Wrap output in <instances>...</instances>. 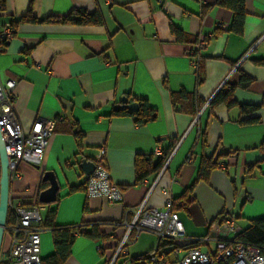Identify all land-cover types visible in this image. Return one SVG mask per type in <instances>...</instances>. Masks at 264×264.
<instances>
[{
	"label": "crops",
	"instance_id": "0c3cea01",
	"mask_svg": "<svg viewBox=\"0 0 264 264\" xmlns=\"http://www.w3.org/2000/svg\"><path fill=\"white\" fill-rule=\"evenodd\" d=\"M215 2L4 0L2 25L18 20L29 8L37 19L82 9L98 11L103 20L102 26L19 24L0 52V81L15 83L13 109L22 130L27 132L38 120L56 121L41 164L20 163L21 178L9 183V202L30 207L43 173L51 171L58 184L57 202L40 211L42 221L53 210L55 225L82 232L95 227L102 235L94 240L76 236L64 264H107L125 231L114 224L142 203L146 209L161 207L162 189L175 204L185 202V208L175 211L189 237L211 235L222 213L241 230L264 217V65L255 63L264 60V0H243L246 14L239 36L228 32L231 11ZM170 25L184 34L185 42L175 41ZM199 40L206 44L193 67L187 50ZM242 73L251 82L237 88L233 98L257 110L241 115L237 106H210L220 89L238 84ZM179 92L193 101L173 105L172 95ZM123 97L145 100L156 119L142 126L130 116L111 117ZM171 141L176 142L172 151ZM163 153L168 157L162 168L135 184V157L151 156L155 162ZM214 153L222 154L223 170L217 167L207 181H195L201 160ZM101 154L120 190L118 204L87 198L84 187L69 193L70 187L85 183L78 167L81 159L94 163ZM247 166L252 167L248 173ZM130 240L120 257L144 255L157 242L146 232L132 233ZM7 242L3 233V249ZM52 252L51 232L40 229L41 260Z\"/></svg>",
	"mask_w": 264,
	"mask_h": 264
},
{
	"label": "built area",
	"instance_id": "2783aa9c",
	"mask_svg": "<svg viewBox=\"0 0 264 264\" xmlns=\"http://www.w3.org/2000/svg\"><path fill=\"white\" fill-rule=\"evenodd\" d=\"M224 29V27L222 26ZM13 37L9 25L0 24V39L9 42ZM202 40L193 44L187 56L193 67L197 66L198 51L205 46ZM15 83L0 81V131L4 140V149L8 159V181L21 178L20 163L38 167L43 159L48 138L53 133L55 122L36 121L27 132H24L13 109V89ZM157 148L155 154H159ZM102 154L95 160V168L85 177V196L87 198L104 199L108 204H118L122 200L119 188L111 181L103 161ZM223 170V165L218 164ZM165 195L161 207L146 209L144 203L134 210L125 212L123 221L114 226L123 225L124 235L113 257L107 264H115L124 246L131 242V234L137 236L141 232L152 234L156 238L153 252L134 264H264V249L244 244L237 239L241 229L235 219L226 218L215 222L211 235L205 237H189L185 234L181 221L174 207L185 208V202L177 204L172 200L169 191L162 189ZM45 206L23 207L8 204L11 224L7 231V246L1 248L0 260L8 264H40V228L42 221L40 211ZM131 213L128 222L127 216ZM171 243L163 249L160 245ZM199 243L200 247H189L181 250L179 246ZM168 248V251L165 249Z\"/></svg>",
	"mask_w": 264,
	"mask_h": 264
},
{
	"label": "trees",
	"instance_id": "16d2710c",
	"mask_svg": "<svg viewBox=\"0 0 264 264\" xmlns=\"http://www.w3.org/2000/svg\"><path fill=\"white\" fill-rule=\"evenodd\" d=\"M215 6L225 8L231 11L232 19H231V24L228 28V32L234 35H238V36L242 35L243 22H244L245 14H246L243 0H216ZM4 11H5L4 0H0V14L3 13ZM19 24L102 26L103 20L98 11H95L93 13H88L82 9H74L64 16H48L42 19H37L32 14V10L29 8L27 13L24 16L20 17L18 20L16 21L11 20V23L9 24V26H10V29L12 30V34L15 33V30ZM220 31H216L215 33L218 35L220 34ZM170 32L174 36L176 42H185L184 34L172 25H170ZM6 47H7V42L0 39V52H3L6 49ZM187 51H189V49ZM199 52L200 50L198 51L197 64L199 61ZM255 63L264 65V60H259V61H256ZM250 82H251V79L242 73L240 75V79L237 85H229V86H225L222 89H220L216 93V95L212 98L209 105L214 106L218 104H225V106H227L228 108L237 106L241 115L256 111L257 110L256 107H251L245 104H239L233 98V93L237 88L245 89L249 85ZM182 99L193 101L192 96L184 94L183 92H179L177 94L172 95L173 105L180 107L179 103H180V100ZM125 103H136L138 105V111L136 113H130L122 105L121 108L113 109L110 113V116L111 117L130 116L134 118V122L136 124L142 125V126L156 119L157 114L155 110L150 108L145 100L135 99V98H132V99L126 98ZM190 114L194 115L193 112ZM257 121L258 119L245 120V121H240V122L241 123L242 122L253 123ZM55 127H56V121H55V125L53 128V133H54ZM73 134L75 135L78 142L80 143L81 137L80 135H78L79 133L76 132ZM202 139L204 141L205 133L202 134ZM175 144H176L175 141H171V151L174 148ZM260 149L264 152V142L260 146ZM221 156L222 154L214 153L210 158H207V159L203 158L199 165L195 181H198V180L207 181L210 173L218 167L219 158ZM167 157H168V154L163 153V155H161L154 162L151 156H141V155L136 156L133 162L135 184L138 182H141L148 175L158 172L162 168L163 164L166 162ZM251 168H252L251 166H247L245 169V172L247 173L250 172ZM82 187H84V191H85V185L79 186L77 188L70 187L69 193L80 190ZM191 187L189 188V191ZM46 188H47V183L41 181L39 185L38 193H40ZM41 205L42 204H40L37 199L31 206H41ZM42 206H48V205H42ZM176 208L177 207H174V210H176ZM54 217H55V211L48 210L45 219L41 221V223L39 224L40 229H47L51 232L52 246H53L52 254L44 258L43 260H41L40 264H64L66 260L68 259V257L70 256L71 247L73 245V242L76 236L78 235H82L85 238H88L91 240L102 238V235L99 233L98 229L95 227H92L89 232H82L79 228H76L74 226H57L55 225ZM226 218H228L227 214L222 213L215 219L214 223L217 221L222 222ZM10 224H11V217H10V213L8 212L7 217H6L5 227L10 226ZM5 236H7L6 230L4 231V237ZM205 236H208V235L206 234ZM237 239L244 244H249V245L258 247L260 249H264V217L249 221L248 226L245 229H242L241 232L237 235ZM170 244L171 243L164 242L160 245V249H163L166 246H169ZM200 246L201 245L197 242V243L185 244V245L179 246V248L181 250H185L189 247L191 248V247H200ZM152 252L153 250L147 252L144 255L134 257V258H129L128 260L130 261L131 264H134L136 261L147 257V255ZM118 258H120V255L118 256ZM123 258L127 260L126 257H123ZM0 264H8V263L0 260Z\"/></svg>",
	"mask_w": 264,
	"mask_h": 264
},
{
	"label": "water",
	"instance_id": "95a60500",
	"mask_svg": "<svg viewBox=\"0 0 264 264\" xmlns=\"http://www.w3.org/2000/svg\"><path fill=\"white\" fill-rule=\"evenodd\" d=\"M126 98H121L123 107L130 113H136L138 111V105L136 103H125ZM4 140L0 131V251L2 246L3 233L5 231V222L9 204V181H8V159L4 149ZM81 173L88 177L92 174L95 165L92 161L87 159H81L78 164ZM43 182L48 184V187L38 193V202L42 205H50L55 203L57 199L58 184L53 172L46 171L42 175Z\"/></svg>",
	"mask_w": 264,
	"mask_h": 264
},
{
	"label": "rangeland",
	"instance_id": "374dc122",
	"mask_svg": "<svg viewBox=\"0 0 264 264\" xmlns=\"http://www.w3.org/2000/svg\"><path fill=\"white\" fill-rule=\"evenodd\" d=\"M165 250L168 251V248H166ZM102 259H103V257H102ZM116 264H131V263L128 259L125 260V258L120 257Z\"/></svg>",
	"mask_w": 264,
	"mask_h": 264
}]
</instances>
